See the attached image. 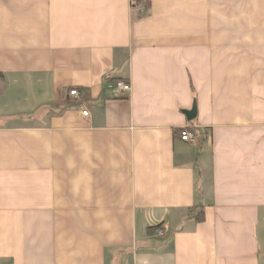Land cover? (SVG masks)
Wrapping results in <instances>:
<instances>
[{
    "label": "crops",
    "instance_id": "obj_1",
    "mask_svg": "<svg viewBox=\"0 0 264 264\" xmlns=\"http://www.w3.org/2000/svg\"><path fill=\"white\" fill-rule=\"evenodd\" d=\"M149 1L0 0V264H264V0Z\"/></svg>",
    "mask_w": 264,
    "mask_h": 264
},
{
    "label": "built area",
    "instance_id": "obj_2",
    "mask_svg": "<svg viewBox=\"0 0 264 264\" xmlns=\"http://www.w3.org/2000/svg\"><path fill=\"white\" fill-rule=\"evenodd\" d=\"M132 91V84L130 81L127 80H116L113 84H112V92L115 96H123V95H127ZM69 95L71 97H79V90L76 88H73L69 91ZM83 114L88 116L89 115V110L84 109L83 110ZM180 137L182 140L184 141H188V142H197L198 140V133L197 130L194 129L191 126H185L182 128L181 132H180ZM157 234L160 236L165 235V230H157Z\"/></svg>",
    "mask_w": 264,
    "mask_h": 264
},
{
    "label": "trees",
    "instance_id": "obj_3",
    "mask_svg": "<svg viewBox=\"0 0 264 264\" xmlns=\"http://www.w3.org/2000/svg\"><path fill=\"white\" fill-rule=\"evenodd\" d=\"M143 2H144V5H145L144 6L145 11H147L149 9V7H150V1L149 0H132L133 6H135L136 4H139L140 5ZM180 130H182V128ZM197 218L199 220H202L204 218L203 212L201 213V215L199 214ZM161 225L162 224L150 226L148 231L150 233H155L157 230H159V228H161Z\"/></svg>",
    "mask_w": 264,
    "mask_h": 264
},
{
    "label": "water",
    "instance_id": "obj_4",
    "mask_svg": "<svg viewBox=\"0 0 264 264\" xmlns=\"http://www.w3.org/2000/svg\"><path fill=\"white\" fill-rule=\"evenodd\" d=\"M188 120H193L197 115V107L193 105L192 109L186 111Z\"/></svg>",
    "mask_w": 264,
    "mask_h": 264
}]
</instances>
